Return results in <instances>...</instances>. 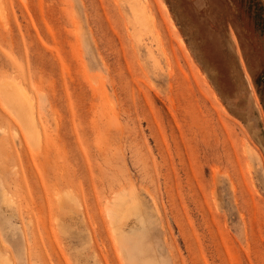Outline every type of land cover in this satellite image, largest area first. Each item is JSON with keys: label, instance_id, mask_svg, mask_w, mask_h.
<instances>
[{"label": "rangeland", "instance_id": "rangeland-1", "mask_svg": "<svg viewBox=\"0 0 264 264\" xmlns=\"http://www.w3.org/2000/svg\"><path fill=\"white\" fill-rule=\"evenodd\" d=\"M174 1L0 0V264H264V0L248 80Z\"/></svg>", "mask_w": 264, "mask_h": 264}, {"label": "crops", "instance_id": "crops-1", "mask_svg": "<svg viewBox=\"0 0 264 264\" xmlns=\"http://www.w3.org/2000/svg\"><path fill=\"white\" fill-rule=\"evenodd\" d=\"M175 2H179L181 6L186 7L187 12L190 16V20L192 19L193 22L196 23V29L199 33L201 31V34L193 39H191L189 36H187V33L183 29V22L179 16L180 20V25L183 29V32L188 40V44L190 49L194 50V47L196 46H201L204 50L207 49L208 51L210 50L215 51L219 57L223 56L222 51L224 56L220 57L221 63H223L225 66L226 61L228 63V69L230 62L232 66H230V72L233 70H239V71H244L245 76L244 78L248 80L247 76V68L250 71L252 67H256V64L258 63V52L262 50V44L258 41L259 39V30L258 26L256 29L257 22L254 19L249 18V15L247 14L248 12V7L246 5L245 0H175ZM237 4L239 6V10H241L240 14L244 16V23L246 25V30L245 32H242V29L240 25L242 23H239L238 17H237V11L232 9L234 7L232 5ZM192 5H191V4ZM175 6V5H174ZM193 7L194 11L190 12V8ZM198 8V9H197ZM201 8V9H199ZM173 9V8H172ZM209 10V11H208ZM203 13L204 15L209 14V19L206 18L205 22L207 23V26L209 25L210 29L209 32L211 34V30L213 32L220 31V29H225V37H221L220 42V50L217 51L218 49L216 48L215 42L212 41H207L206 40V34L209 32L206 30L205 26H200L199 22L197 20V17L194 15V13ZM239 14V15H240ZM210 17L212 19H210ZM228 19V21L224 24V20ZM214 27V29H212ZM219 35V34H215ZM233 39V40H232ZM199 44V45H198ZM222 48V51H221ZM206 54V53H205ZM207 55V54H206ZM206 55L203 58L204 62L202 63V60L200 58L198 59L199 64L204 68V63L206 61ZM196 56V55H194ZM197 57V56H196ZM208 57V55H207ZM219 64V63H217ZM218 67V70H220V74H223V72H227L225 67ZM244 67V68H243ZM242 76V75H241ZM248 82V81H247Z\"/></svg>", "mask_w": 264, "mask_h": 264}, {"label": "bare ground", "instance_id": "bare-ground-1", "mask_svg": "<svg viewBox=\"0 0 264 264\" xmlns=\"http://www.w3.org/2000/svg\"><path fill=\"white\" fill-rule=\"evenodd\" d=\"M129 1L131 3V10L133 12L134 21L137 23L138 26H141V28L144 29L148 28L150 24L148 23V21L145 20L146 19L145 17L149 13V6L147 0H129ZM107 210L110 212L112 209L107 207Z\"/></svg>", "mask_w": 264, "mask_h": 264}]
</instances>
